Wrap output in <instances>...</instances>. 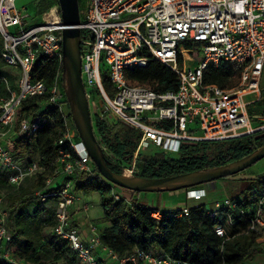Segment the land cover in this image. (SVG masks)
<instances>
[{"label": "built area", "instance_id": "built-area-1", "mask_svg": "<svg viewBox=\"0 0 264 264\" xmlns=\"http://www.w3.org/2000/svg\"><path fill=\"white\" fill-rule=\"evenodd\" d=\"M16 1L0 0V58L20 72L17 91L0 103V129L6 132L14 125L15 111L26 98L47 95L48 104L57 106L63 115L66 100L58 4L41 15L39 24L25 28L30 15L25 8L19 9ZM79 29L87 34L81 39V79L89 109L139 134L134 153L121 167L122 174L134 176L136 160L142 152L177 154L186 144L223 142L264 133V0H88L80 13ZM38 52L59 65L49 87L42 80H33L30 74ZM150 58L177 74L175 91L156 92L146 85L128 83L126 71L146 66ZM221 62L233 64L236 85L222 88L206 81L209 71ZM41 120V116L22 119L18 137L31 138ZM4 135L0 133V168L8 174L9 183L18 186L40 167L14 161L2 144ZM75 136L71 119L65 117L57 143V167L46 185H51L54 177L67 180L57 193H38L41 201L58 198L53 234L69 245L82 264H188L143 249L118 257L102 244L94 224L89 227V240L83 241L72 221V209L79 196L69 178L78 172H90L94 164ZM206 186L182 191L187 200L195 201L193 206L204 203L208 217L225 219L213 226L214 233L226 235L227 228L235 224L232 213H250L248 230L257 234L259 245L264 244V191L252 207L243 210L238 209L239 201L230 196L208 206ZM114 198L120 200L117 194ZM191 207L185 205L172 211L179 210L177 217L188 216ZM88 209V204H83L82 210ZM6 216L0 208V262L29 264L14 259L7 248L11 235ZM152 216L160 218L161 213L156 211ZM99 251L110 261L100 260Z\"/></svg>", "mask_w": 264, "mask_h": 264}, {"label": "trees", "instance_id": "trees-1", "mask_svg": "<svg viewBox=\"0 0 264 264\" xmlns=\"http://www.w3.org/2000/svg\"><path fill=\"white\" fill-rule=\"evenodd\" d=\"M42 1L45 9L41 14L58 4L57 0H36L35 9ZM86 35L80 31L82 40ZM2 48L3 39L0 35V52ZM58 68L56 60L38 52L30 74L33 80H42L49 87ZM19 75L18 69L9 67L0 58V103L9 98L11 92L17 91ZM125 75L128 83L146 85L156 92L175 91L179 81L175 72L153 58L144 67L127 70ZM235 76L233 64L221 62L216 69L209 71L206 81L222 88L229 87ZM63 102L64 115L57 106L48 104L47 95L28 97L20 103L15 111L14 125L18 127L22 119L34 116L42 117L41 124L31 138H19L16 133L12 136L13 142L5 146L14 161L23 166L36 163L40 170L15 186L9 183L8 174L0 168V208L7 213L6 228L11 235L7 248L14 259L29 264H82L69 245L52 232L58 198L52 196L41 201L38 195L57 193L62 182L67 180L63 176L54 177L53 183L46 185L57 167V143L64 130V119H70L67 102L65 99ZM92 122L108 167L122 174V165L137 147L138 132L119 121H108L97 115L92 118ZM75 140H80L77 132ZM263 145L264 133H261L223 142L186 144L177 154L154 152L151 156L143 157L140 153L134 175L161 178L212 168L239 159ZM211 147L220 148L213 158L209 159L205 154L196 155V152L203 153ZM69 179L73 181L78 194L99 195L103 217L95 225L99 229L102 244L118 257L134 249H143L153 254H167L188 264H245L260 252L257 234L248 230L252 219L250 213L243 216L232 213L235 224L227 228L224 237H219L214 233L213 226L225 219L205 215L204 203L192 206L188 216L177 217L179 210L161 211V217L155 218L152 213L158 210L133 202L125 196L136 192L120 187L123 193L117 192L116 186L106 181L95 165L90 172H78ZM245 183L240 198L232 197L239 201L238 209L243 210L252 207L264 191V176L246 180ZM114 194L119 195L120 200H116Z\"/></svg>", "mask_w": 264, "mask_h": 264}, {"label": "water", "instance_id": "water-1", "mask_svg": "<svg viewBox=\"0 0 264 264\" xmlns=\"http://www.w3.org/2000/svg\"><path fill=\"white\" fill-rule=\"evenodd\" d=\"M62 19V70L70 119L99 174L109 183L133 192H173L231 177L264 158V145L229 163L161 178L127 176L112 171L93 128L92 116L81 79V36L78 0H57Z\"/></svg>", "mask_w": 264, "mask_h": 264}, {"label": "rangeland", "instance_id": "rangeland-1", "mask_svg": "<svg viewBox=\"0 0 264 264\" xmlns=\"http://www.w3.org/2000/svg\"><path fill=\"white\" fill-rule=\"evenodd\" d=\"M88 0H78L79 3V11L83 10L85 4ZM36 0H17L16 6L21 9L25 8V12L30 15L29 18L26 21L25 28H30L31 26L37 25L41 22V12L45 9L44 1L42 3H38V10L35 9ZM237 78L234 77L231 80L230 87L237 84ZM94 97L96 99H99L98 94H95ZM92 118L95 116L96 112L91 108L90 110ZM18 131V127L15 125L12 126L11 130L9 132H6V129H0V133H5V135L2 137V144L6 145L12 138L14 134H16ZM220 148L218 147H211L209 150L205 152H196L197 156H201L205 154L209 159L213 158L218 150ZM163 153L158 150H152V151H146L142 152L143 157L151 156L153 153ZM129 158V157H128ZM127 158V160H128ZM137 162V160H136ZM138 167V164L136 163V168ZM264 176V158L259 160L257 163L252 165L251 167L245 169L244 171L237 173L231 177H229L226 180H217L221 181L220 184H218V189H213L212 184H207V198L205 201L208 203V206H211V203L215 200H220L224 196H230V197H236L240 198V193L244 189L246 185V180L252 179V178H258ZM117 192L123 193L122 189H119L117 186L115 187ZM222 190V191H220ZM125 192V191H124ZM169 192H138L129 194L133 202H138L139 204H144L149 208L155 207L156 203H158V199L155 197H159L160 195H167ZM209 193V196H208ZM79 202H76V207L78 208L77 212L73 214V218L75 220H78L79 223L85 222V221H91L93 223H97L103 216L102 208L100 206L99 202V195L97 193H91L89 195H85L83 193H79ZM155 198V199H154ZM154 199V200H152ZM88 204V211H83L82 206L83 204ZM191 201L189 204H192ZM163 206V203L160 202ZM74 205V206H75ZM182 208V207H181ZM260 249V248H259ZM261 252V249H260Z\"/></svg>", "mask_w": 264, "mask_h": 264}, {"label": "crops", "instance_id": "crops-1", "mask_svg": "<svg viewBox=\"0 0 264 264\" xmlns=\"http://www.w3.org/2000/svg\"><path fill=\"white\" fill-rule=\"evenodd\" d=\"M13 140H14V138H11V140L8 143H11ZM220 182L221 181H215V182L210 183V184H212L213 189H218L217 186H218V184H220ZM220 191H222V190H220ZM89 194H91V193H88V194L85 193V195H89ZM125 196L126 197L128 196L129 198H131L129 196V194H127ZM208 196H209V193H208ZM155 198L158 199V203H156V206L152 207V208H155L156 210H158L160 212L161 211H165V212L166 211H172V210L184 207L185 205L193 206V204H195V201L186 199L185 193L182 190L169 192V193H167L166 196L160 195L159 197H155ZM154 199H152V200H154ZM191 201L193 203L189 204ZM160 202L163 203V206H158V205H161ZM84 204H86V203H84ZM142 205H144V204H142ZM144 206H146V205H144ZM77 210H78V208L75 205L72 209V217H73V214H75L77 212ZM102 213H103V211H102ZM72 221L77 226L83 241L87 242L89 240V236H90V228L89 227L92 224L95 225V223H93L91 221H85V222L79 223L78 220H75L74 218ZM259 247L261 249V252H259L251 262H247L245 264H264V244H260ZM98 258L100 260H103V261L109 260L107 258V256L101 251H99V253H98Z\"/></svg>", "mask_w": 264, "mask_h": 264}]
</instances>
